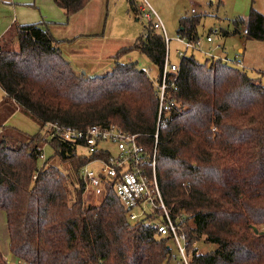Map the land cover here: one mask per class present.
I'll return each mask as SVG.
<instances>
[{"label": "trees", "instance_id": "1", "mask_svg": "<svg viewBox=\"0 0 264 264\" xmlns=\"http://www.w3.org/2000/svg\"><path fill=\"white\" fill-rule=\"evenodd\" d=\"M128 1L134 12L138 7ZM54 2L69 18L89 0ZM200 21L196 14L181 17L178 35L197 40ZM233 22L235 32L246 23L247 39L264 41V15L253 5L247 22ZM166 48L150 21L112 56L108 71L87 75L63 56L44 22L16 25L0 38V128L19 109L41 129L0 134V209L18 261L168 264L166 239L144 220H130L112 186L99 203L83 201L80 169L96 154L85 156L77 144L49 138L45 124L58 123L78 129L117 125L137 134L148 151L156 145L165 203L173 215L185 211L193 221L186 228L190 242L203 238L213 246L196 261L264 264V79L220 59L185 56L177 88L169 93L177 105L158 126L155 84L136 62L119 57L137 50L160 73ZM46 145L53 150L49 157ZM54 157L68 167L52 164ZM0 264H9L1 251Z\"/></svg>", "mask_w": 264, "mask_h": 264}, {"label": "built area", "instance_id": "2", "mask_svg": "<svg viewBox=\"0 0 264 264\" xmlns=\"http://www.w3.org/2000/svg\"><path fill=\"white\" fill-rule=\"evenodd\" d=\"M192 13H194V9ZM133 15L136 19L151 21L154 28L161 30L166 41L163 69L160 73L157 72L156 77L150 76L155 84V93L158 97L159 126L163 119L168 118L170 109L177 105L169 93L171 89L177 88L179 63L183 57L188 56L186 52L189 49H197L210 58L218 59V57L212 51L203 49L200 38L189 41L187 38L177 35L175 40L182 44L183 48L176 49V53L182 54V57L179 62H172L168 51L170 38L158 14L143 0V5L139 6ZM239 28L242 35L248 34L245 24ZM217 32H219L217 28H214L212 35H208L206 40L212 42L213 36ZM231 61H234L233 63L236 65L241 63L240 58ZM44 130L49 132V138H58L77 144V147L82 151L80 154L85 156L96 154L80 169L84 191L91 190L95 195L104 196L106 186H112L130 220H144L147 225L156 230L158 236L166 239L169 248L168 264H199L196 257L202 253L198 245L201 238L190 242L186 228L192 224L188 214L181 211L173 215L172 207H169L164 201L157 180L156 145L152 151H148L138 141L137 134L125 131L117 125L93 124L85 129H78L58 123H47ZM156 142L157 133L155 134V144ZM41 158L44 159L45 155L42 154ZM18 264L28 263L18 261Z\"/></svg>", "mask_w": 264, "mask_h": 264}, {"label": "rangeland", "instance_id": "3", "mask_svg": "<svg viewBox=\"0 0 264 264\" xmlns=\"http://www.w3.org/2000/svg\"><path fill=\"white\" fill-rule=\"evenodd\" d=\"M25 1L30 3L29 6L34 10L32 11L33 14H27L24 18L21 14L16 13L12 9L4 10L2 12L3 16L0 26L4 28L6 20L8 23H12L7 30L16 25L44 22V26L49 28L50 33L60 46L63 56L70 61L73 67L79 69L81 72L82 70L86 71L89 74H101L108 71L114 65V58L112 56L116 55L117 51L121 48L131 45L135 39L144 32L145 26L148 25L146 20L136 19L133 15V11L130 10L132 13H128V0H89L81 11L73 14L69 18L64 10L55 4L54 0ZM142 5L143 4L140 6ZM22 6L25 7L26 5L22 4ZM58 14H63V16H61V18H63L62 20H56L60 18H56ZM199 15L201 16V20L203 16H206L204 13H200ZM12 19L16 20V22H13ZM225 21L232 26L231 20ZM164 27L170 38L168 43L170 60L172 62H179L182 54L176 53V49H181L182 44L175 40L177 32L173 24L165 23ZM200 28L199 31L202 35H205L207 31H209L208 35H212L215 27L209 29L208 24H205L204 27L200 25ZM5 32L0 34V38ZM230 41L232 42L234 39ZM229 45L231 50L229 53H236L234 49L237 48L238 43L229 42ZM205 46H207V44L204 43V39L202 38V47L206 48ZM262 51L264 50L262 49ZM215 53L218 54L221 53V51L217 50ZM257 53L253 56L249 64H245L241 58V63L237 64V66L244 69L246 66L250 67L246 69L249 75L264 79V54H260V52ZM186 55H193L196 59L201 61L205 59L214 61L217 59L210 58L197 49H189ZM218 59L236 66V64L233 63L234 61H225L224 59H227L226 57H224V59ZM119 60L122 62L134 61L139 68L145 69L149 76H157L156 67L147 56L137 50L121 55ZM109 66L110 68H108ZM106 68L108 69L104 70ZM98 71L101 72L98 73ZM3 98L4 92L0 87V102ZM4 124L7 126L2 129L0 128V134L4 132L15 133L17 130L26 135H35L41 130L39 123L33 117L19 109L14 111L4 121ZM44 153L46 157H49L53 153L51 146L46 145L44 147ZM51 163L61 168L68 167L67 162H62L56 157L51 159ZM82 198L86 203L97 204L102 200L103 195H95L90 190L89 192L84 191ZM0 214H4V211L1 209ZM2 222L0 223V231L3 243L0 251L5 259L9 261V264H18V260L14 258L9 251L8 229ZM191 224L193 225V221H191ZM202 239L198 242L202 252L213 248L212 245L205 243Z\"/></svg>", "mask_w": 264, "mask_h": 264}, {"label": "crops", "instance_id": "4", "mask_svg": "<svg viewBox=\"0 0 264 264\" xmlns=\"http://www.w3.org/2000/svg\"><path fill=\"white\" fill-rule=\"evenodd\" d=\"M147 2V5L154 10L160 20L162 21L163 25L165 26V23L173 24L176 32L179 28V19L185 15H199L200 13L206 14V16L202 17L201 26L204 27L205 24H208L209 29L212 27L217 28L219 32H217L213 36V41L208 42L206 40V37L208 36L207 31L205 35H202L199 31L200 25L198 26V35L199 38L202 40L204 39V43L207 44L203 47L204 50L208 49L212 51L218 58H224L233 60L242 58L245 64H249V62L253 59V56L256 55V53L260 52V54H264V41H258V40H251L247 39L246 36L242 35L239 32H235V23L234 20L238 18L244 19V22H247L249 10L250 7L253 5L258 11H260L264 15V0H145ZM136 8L139 7L141 4H143L142 0H134ZM22 4H25L26 6H22ZM30 3H28L25 0H0V24L2 20V12L7 9H12L18 14H21L24 18L25 15L33 14L32 11H34L30 6ZM194 9V13H192V10ZM130 6L128 5V13H132ZM63 14L56 15V18H50V19H56L57 21L62 20L61 18ZM14 18V17H13ZM225 20H231V24L229 25ZM13 22H16V20L12 19ZM205 23V24H204ZM217 23V25H216ZM12 23H8L6 20L4 28L0 26V34L2 32H7V28ZM213 24V25H211ZM246 25V23H244ZM242 24H240L241 26ZM208 29V30H209ZM5 32V33H6ZM227 32V35H224L223 33ZM4 33V34H5ZM3 34V35H4ZM178 35V33H177ZM176 35V36H177ZM231 39H234V41H230ZM230 43L237 42L238 46L235 50L236 53H229L230 50ZM215 45H218V47H215ZM183 48V45L182 47ZM221 51V53L216 54V51ZM204 53V52H203ZM257 53V54H258ZM205 54V53H204ZM245 58V59H244ZM201 61V60H200ZM237 66V65H236ZM239 67V66H237ZM110 68V66L108 67ZM108 68L104 69L107 70ZM241 68V67H240ZM250 67H247L243 70L246 71V69H249ZM75 70L81 72L79 69L75 68ZM260 69V68H259ZM83 73L87 75H95L96 73L89 74L86 71H83ZM101 71H98V73ZM3 221V222H2ZM4 223L5 226H7L6 222V215L0 214V223ZM8 234V232H7ZM9 239V235H8ZM3 238L0 231V249L2 248ZM9 245V243H8Z\"/></svg>", "mask_w": 264, "mask_h": 264}]
</instances>
